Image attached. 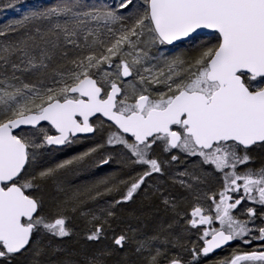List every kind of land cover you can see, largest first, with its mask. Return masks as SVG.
I'll use <instances>...</instances> for the list:
<instances>
[{
	"label": "snow or ice",
	"instance_id": "6c2138e0",
	"mask_svg": "<svg viewBox=\"0 0 264 264\" xmlns=\"http://www.w3.org/2000/svg\"><path fill=\"white\" fill-rule=\"evenodd\" d=\"M33 20L47 24L43 29L34 25L26 39L0 47V85L9 79V71L10 79L20 81L12 91L0 87V264H16L29 253L30 264H40L44 250L34 237L72 234L62 212L51 219L43 214V201L34 193L62 170L108 165L110 158L94 160L99 149L92 148L37 171V150L71 146L78 134L94 133L96 121L105 122L102 118L114 129L106 143L122 146L131 164L144 166L142 174L120 181L127 190L115 204L132 200L147 178L180 159L177 152L199 158V166H209L223 179L222 190L208 196L211 203L195 204L187 219L200 231L201 242L191 249L167 237L162 242L165 248H182L191 260L180 254L168 257L161 248L153 253L147 240L135 241L136 252L148 251L146 264H161L162 256L167 264H204L234 241L259 245L251 251L238 249L217 264H264V226H256L257 219L264 223V168L246 167L251 146H264V0H142L139 5L119 0L115 7L92 8L76 0L33 11L20 24ZM100 22L110 34L107 39L92 26ZM110 24L120 27L113 31ZM206 29L213 31L216 42L202 45L188 58L165 60L167 73L145 68V76L134 69L148 58L151 47L193 40ZM125 48L136 52L131 61ZM16 72L32 74L37 83L23 82ZM128 77H138L141 86L163 84L167 90L153 97L149 88L137 87ZM155 147L170 160L154 158ZM100 183L106 193L119 191L116 185L107 187L108 180ZM244 202L258 207H248L242 213L247 218L240 219L233 213ZM163 203L174 207L168 198ZM114 215L107 212V217ZM110 227L105 218L86 239L99 242ZM134 239L127 232L114 234L112 248L86 264H105V256ZM152 239L159 240V234Z\"/></svg>",
	"mask_w": 264,
	"mask_h": 264
},
{
	"label": "rangeland",
	"instance_id": "374dc122",
	"mask_svg": "<svg viewBox=\"0 0 264 264\" xmlns=\"http://www.w3.org/2000/svg\"><path fill=\"white\" fill-rule=\"evenodd\" d=\"M72 2H76V0H0V31L5 33V35L0 36V47L26 39L29 34L34 33V25L43 29L47 24V22L42 23L41 21L33 20L25 21L21 25L20 21L26 15H30L33 11L43 10L48 6ZM79 2L88 8L115 7L118 5L119 0H79ZM136 3L139 5L142 0H136ZM123 14L127 15V12ZM92 26L99 29L101 39L109 38L110 34L107 32L104 22H100L98 25L94 23ZM13 27L15 30H12ZM108 27H111L113 31H117L120 25L110 24ZM145 40H147V36ZM215 42V34H208L173 47L157 45L150 48L148 58L144 59L142 64L135 65L134 69H138L145 76L149 75V73L144 72L145 68L151 69L153 73L160 70L167 73L168 69L165 67V60L174 56L188 58L195 55L202 45H210ZM140 47H145V45L142 44ZM125 51L132 53V55L126 57L131 61L136 52L129 48H125ZM16 75L23 82L37 83L36 78L30 73L16 72ZM8 77L9 79L5 80L0 87H7L9 91H12L14 90L12 86H20V81L10 79L11 71H9ZM0 79L3 78L0 77ZM125 80L135 83L137 87L149 88L153 97L157 93L167 90L163 84H144L141 86L139 85L138 77L136 80H133V77L125 78ZM126 86L129 87V92H131L130 85ZM95 126L97 130L94 135L87 138L85 142H80L78 141L80 139H76V143L71 146H63L58 149L46 147L45 149L37 150V171L42 168L55 167L65 159L92 148L99 149L93 157L94 160L100 156L110 158L108 165L98 166L90 164L84 167L62 170L43 183L41 188L34 193L43 201V214L51 219L62 212L67 218L68 227L72 232L69 237L65 238H54L46 233H41L39 236L34 237L38 242V246L44 250L43 254L38 258L40 264H86L88 258L101 250L111 249L112 236L121 232H127L130 236H134L135 239L129 242L123 250L114 251L111 255L105 256V264H146L149 258L148 251L145 250L138 253L135 250L137 247L135 241L142 240L149 242L153 253L156 248H161L162 251H166L168 257L180 254L185 259L191 260V256L182 248L178 246L172 247L171 245L165 248L162 242L165 237L173 241L179 240L188 249L201 242L200 231L193 229L187 223V219L195 204L200 203L207 207L211 203L208 200V196L222 190V176L213 172L207 165L199 166L197 164L199 158L188 157L177 152L175 154L179 155L180 159L165 164L162 174L154 173L147 178L145 184L134 194L132 200L115 204V201L120 200L127 190L124 185L120 184V181L130 180L131 177L142 174L144 166L131 164L130 154L122 146L108 145L106 143L110 132L114 130L108 128V123L104 122L101 124L96 121ZM249 155L252 160L246 166L247 168H251L253 171L264 168V146L257 145L250 148ZM153 156L162 161L170 160V156L162 153L160 147L154 148ZM244 167L241 166V170ZM185 172L187 175H180V173ZM104 180L109 181L107 187L111 188L116 185L119 187V191L114 189L111 193H106L105 185L100 183ZM180 181H184L185 184L191 185V187L182 186ZM96 185H99V187H95ZM97 192L100 195H97ZM197 197H199V200H197ZM165 198L172 201L174 207L171 204L165 205L163 203ZM248 207L258 206L252 202H244L233 214L240 219H246V215L242 213H246ZM108 211L114 212V217H107ZM93 217H98L99 221L107 218L111 225L110 228H107V238L99 242H92L86 239V235L90 232L93 225L99 222L94 220ZM214 226H218V223L214 224ZM256 226H264V223L257 219ZM157 234H159L160 239L153 240L152 238ZM258 245L259 242L249 246L242 244L240 241H234L231 247L217 254L210 255L204 261V264H217L218 261L231 257L233 252L238 249L251 251L253 247ZM57 248L60 251H55ZM160 259L161 264H167V259L163 256ZM30 262L31 253L26 257H20L16 264H30Z\"/></svg>",
	"mask_w": 264,
	"mask_h": 264
},
{
	"label": "water",
	"instance_id": "95a60500",
	"mask_svg": "<svg viewBox=\"0 0 264 264\" xmlns=\"http://www.w3.org/2000/svg\"><path fill=\"white\" fill-rule=\"evenodd\" d=\"M208 34H214L213 33V31L212 30H200L199 31V33L196 35V37L195 38H197V37H199V36H201V35H208ZM189 41H191V40H185V41H183V42H177L176 44H174V45H170L169 47H173V46H177V45H180V44H182V43H186V42H189ZM106 123H109V122H107L106 121V118H102ZM45 126H47V125H45ZM26 128L27 127H29V126H25ZM55 131V130H54ZM93 135V133H81V134H78V136H77V138H88V137H91ZM76 138V139H77ZM257 145H260V144H257ZM257 145H254V146H251V148L252 147H255V146H257ZM57 147H61V146H57ZM233 245V242L231 243V244H229V245H227V246H224L222 249H218V250H216L214 253H213V255L214 254H217V253H219V252H221L222 250H224V249H226V248H228V247H231ZM212 255V254H211Z\"/></svg>",
	"mask_w": 264,
	"mask_h": 264
},
{
	"label": "flooded vegetation",
	"instance_id": "af4514ba",
	"mask_svg": "<svg viewBox=\"0 0 264 264\" xmlns=\"http://www.w3.org/2000/svg\"><path fill=\"white\" fill-rule=\"evenodd\" d=\"M47 127H48V126H47ZM52 131H53V134H54V132H55L54 129H53ZM94 133H95V132H94ZM94 133H93V135H94ZM93 135H92V136H93ZM48 147L58 149V148H62L63 146H61V147H57V146H48Z\"/></svg>",
	"mask_w": 264,
	"mask_h": 264
},
{
	"label": "bare ground",
	"instance_id": "6f19581e",
	"mask_svg": "<svg viewBox=\"0 0 264 264\" xmlns=\"http://www.w3.org/2000/svg\"><path fill=\"white\" fill-rule=\"evenodd\" d=\"M88 138H90V137H88ZM77 139H80V140H78V141H80V142H85V141H87V138H77ZM81 139H84V140H81Z\"/></svg>",
	"mask_w": 264,
	"mask_h": 264
}]
</instances>
